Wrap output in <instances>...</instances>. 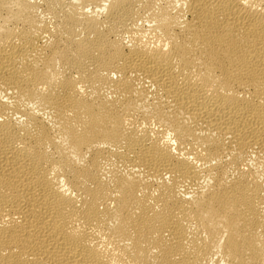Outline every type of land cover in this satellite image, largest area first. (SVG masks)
Returning <instances> with one entry per match:
<instances>
[{
    "label": "bare ground",
    "instance_id": "6f19581e",
    "mask_svg": "<svg viewBox=\"0 0 264 264\" xmlns=\"http://www.w3.org/2000/svg\"><path fill=\"white\" fill-rule=\"evenodd\" d=\"M0 264H264V0H0Z\"/></svg>",
    "mask_w": 264,
    "mask_h": 264
}]
</instances>
